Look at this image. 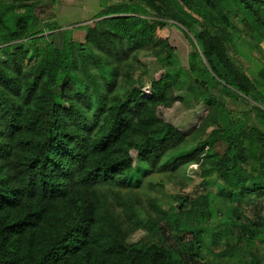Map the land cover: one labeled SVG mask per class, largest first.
<instances>
[{"label":"trees","instance_id":"1","mask_svg":"<svg viewBox=\"0 0 264 264\" xmlns=\"http://www.w3.org/2000/svg\"><path fill=\"white\" fill-rule=\"evenodd\" d=\"M41 1L0 2V264L206 260L235 226L233 212L214 232L212 194L178 198L180 212L169 219V225L179 233H191L193 241L189 249L174 253L162 246L165 232L155 219L141 222L148 235L137 243H129V232L115 221L96 230L97 188L137 187L159 168L177 171L197 162L202 165L204 187L215 188L218 198L232 203L237 197L264 200L263 130L253 127L220 134L215 129L196 148L175 152L185 134L156 115L157 105L171 107L183 101L174 95L181 88L180 61L169 39L158 36L172 21L189 32L200 28L189 56L192 83L201 89L220 88L228 99L259 100L261 106L252 110L264 122V66L255 83L229 54L230 45L239 51L238 26L251 24L264 34V1L127 0L106 5L88 27L86 43L78 46L82 56L91 43L107 60L121 64L138 51L154 48L155 57L173 71L157 73L148 96L131 79L130 90L121 97L114 95L109 108L94 85L92 117L77 104V98L90 101L91 95L75 73L72 42L67 39L60 50L48 36L27 35ZM40 40L44 47L38 46ZM95 62L112 93L116 81L108 65L99 57ZM203 100L211 110L216 108L214 97L204 95ZM93 121L101 122V130L91 137ZM131 150L147 171L134 170ZM243 231L246 235L239 238L245 243L243 258L232 263L264 264L259 257L244 259L250 240L264 239V222Z\"/></svg>","mask_w":264,"mask_h":264},{"label":"rangeland","instance_id":"2","mask_svg":"<svg viewBox=\"0 0 264 264\" xmlns=\"http://www.w3.org/2000/svg\"><path fill=\"white\" fill-rule=\"evenodd\" d=\"M122 1L127 0H42L37 5L36 23L27 34L37 37L48 36L60 50L65 48L67 39L72 42L77 62L75 73L79 83H84L89 89L88 94L91 95L90 101L82 96L77 98V104L88 117H92L96 108L94 85L99 87L105 97L106 108H109L114 95L121 97L130 90L131 79L138 85H142L143 93L148 96L151 93L152 78L159 72L173 71L172 67L155 57L154 48L138 51L121 64L107 60L91 43L88 44L84 56L79 53L78 46L86 43L87 29L95 21L93 16L106 5ZM238 27L236 39L239 51L237 52L236 47L230 45V57L253 82L257 83L258 71L261 66H264V34L257 31L251 24ZM199 30V27H195L192 32H189L182 25L170 21L167 28L158 32L159 37L169 39L180 61L178 77L181 88L175 89L174 95L183 101L176 102L171 107H165L163 104L156 107V115L159 119L172 124L185 134V141L175 152L196 148L206 141L215 129L220 134L253 127L264 131V122H261L252 110L253 106H261L259 100L252 97H243V100L228 99L221 95L220 88L201 89L192 83L189 56L193 51L192 45L196 43L194 36ZM39 32L41 33L36 34ZM38 46L44 47V40L38 41ZM98 57L108 65L110 74L116 81L112 93L107 91L96 65L95 61ZM148 91L149 94H147ZM204 95L215 98L217 104L215 109H210L203 100ZM93 122L91 137L98 135L101 130V122ZM132 136L138 137L136 132H133ZM171 154L165 156L164 161ZM131 155L134 158L135 171L148 170L145 164L137 159L135 151L131 150ZM201 170L200 163L192 162L177 171L164 168L152 171L137 187L102 186L97 188L99 201L95 229L107 228L110 221H115L123 230L129 232L128 242L137 243L148 235L141 222L155 219L161 222L165 232V241L162 246L178 253L183 248L189 249L193 241L191 233H179L173 224L169 225V219L180 212L177 207L178 198L185 196L197 199L212 194L210 199L214 232L220 231L219 223L233 212L235 226L228 231L224 241L212 248L206 260L192 259V264H233V260L236 262L237 259H242V247L245 243L239 238L246 235L243 227L246 229L259 227L264 222V200L251 196L237 197L238 199L232 203L220 199L215 196V188L204 187L200 177ZM235 247L237 250H234ZM248 249L249 252L244 253V259L259 257L264 261V239L250 240Z\"/></svg>","mask_w":264,"mask_h":264},{"label":"crops","instance_id":"3","mask_svg":"<svg viewBox=\"0 0 264 264\" xmlns=\"http://www.w3.org/2000/svg\"><path fill=\"white\" fill-rule=\"evenodd\" d=\"M101 10H102V9H101ZM99 12H100V11H99ZM99 12H98V13H99ZM98 13H96L95 15H97ZM95 15L93 16V18L95 17Z\"/></svg>","mask_w":264,"mask_h":264},{"label":"built area","instance_id":"4","mask_svg":"<svg viewBox=\"0 0 264 264\" xmlns=\"http://www.w3.org/2000/svg\"><path fill=\"white\" fill-rule=\"evenodd\" d=\"M263 1H264V0H263ZM148 92H149V91H148ZM148 92H147V93H148Z\"/></svg>","mask_w":264,"mask_h":264}]
</instances>
